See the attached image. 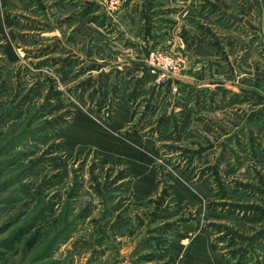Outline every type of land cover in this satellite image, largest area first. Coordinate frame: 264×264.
Returning a JSON list of instances; mask_svg holds the SVG:
<instances>
[{
	"label": "rangeland",
	"instance_id": "1",
	"mask_svg": "<svg viewBox=\"0 0 264 264\" xmlns=\"http://www.w3.org/2000/svg\"><path fill=\"white\" fill-rule=\"evenodd\" d=\"M200 235L264 264V0H0V264Z\"/></svg>",
	"mask_w": 264,
	"mask_h": 264
},
{
	"label": "crops",
	"instance_id": "2",
	"mask_svg": "<svg viewBox=\"0 0 264 264\" xmlns=\"http://www.w3.org/2000/svg\"><path fill=\"white\" fill-rule=\"evenodd\" d=\"M176 239L174 243L170 247V253L177 256V258L181 257L183 254L182 251L187 248V256L183 261V264H217V260L214 259L212 248L210 246V242L208 236L200 235L189 247L185 248L184 244L177 242ZM125 255L123 252L121 253V263L120 264H158L157 261H149V251H138L134 254ZM159 257L161 255L157 254ZM158 257V259H160ZM161 264V263H160ZM166 264V263H165ZM219 264V263H218Z\"/></svg>",
	"mask_w": 264,
	"mask_h": 264
},
{
	"label": "built area",
	"instance_id": "3",
	"mask_svg": "<svg viewBox=\"0 0 264 264\" xmlns=\"http://www.w3.org/2000/svg\"><path fill=\"white\" fill-rule=\"evenodd\" d=\"M168 60H166L165 63H162V56L156 54V53H151L150 54V64L154 67L156 65H163L166 66L168 65Z\"/></svg>",
	"mask_w": 264,
	"mask_h": 264
}]
</instances>
